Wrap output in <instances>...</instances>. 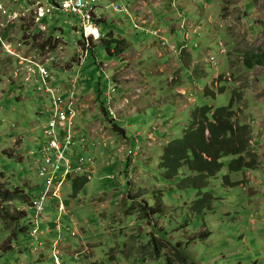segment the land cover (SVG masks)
Instances as JSON below:
<instances>
[{
	"label": "rangeland",
	"instance_id": "rangeland-1",
	"mask_svg": "<svg viewBox=\"0 0 264 264\" xmlns=\"http://www.w3.org/2000/svg\"><path fill=\"white\" fill-rule=\"evenodd\" d=\"M1 1L5 6H0V174L3 175L0 176V185L5 191L20 188L30 199H37L44 192L45 183L38 177V167L34 163L35 157L40 161L39 151L46 144L43 126L50 113L48 111L39 115L36 107L39 104V94L36 90L29 91L26 90L27 87L20 90L18 85L3 87L9 79H14L12 69H18V59L8 55L6 51L17 52L21 59L34 57L38 63L48 68L53 77L63 76L62 71L74 63L72 69L75 68L76 71L72 75L77 71L81 74L84 88L88 79L99 78L107 89L103 78L110 80L107 76L108 69L103 73L100 66L104 67L112 58L101 43H93L82 65L76 66L83 53L82 46L78 44L82 39V34L77 33L81 31L78 19L68 14L54 13L47 14L40 22L36 20L41 9L45 11L51 7L52 0H41L40 4L34 5L32 3L37 0ZM116 1H99L97 12L105 20L99 21L97 28L103 36L113 33L125 37L129 32L135 47V32L142 39L147 35L134 32L132 23L124 21L126 15L115 13L109 7L115 4L118 8L128 10L124 6L126 1ZM200 2L209 6V12L216 20L214 28L218 31L217 36L220 34L223 43L227 44L229 62L233 65L231 80L227 82L235 86V80L245 77V74L239 77L236 70H240L239 66L243 65L245 54L256 50L253 46L258 40L261 39V44L264 45V33L261 37H248V25L252 22L248 12L252 9L245 11L244 6H247L249 0ZM135 16L144 18V13L140 12V15L137 13ZM163 21L164 18L159 20ZM239 22H244V26H240ZM117 23H121V28L116 26ZM251 32L256 33L253 29ZM180 34L184 36V33L178 32ZM48 40L52 44L44 47L43 43ZM189 46L190 42L186 44V48ZM211 53L218 60L217 65L211 62L207 65V81L212 82L216 68L222 63L221 59L225 64L220 68V74L227 72L228 63L227 57L219 54L218 45L211 48ZM67 76L70 77L71 74ZM187 82L190 85L191 81L187 79ZM163 83L166 84L167 81ZM243 85L245 84L242 83L239 88L235 86V91H241ZM7 89L11 90V95L16 94V99L8 98ZM109 90L120 94L119 87L114 85ZM20 97L24 101L19 100ZM230 99V92L217 94L215 97L199 96L197 106L216 110L228 105ZM240 100L234 104V108L241 113L240 120L245 121L243 102ZM44 106L51 108L50 99L45 100ZM113 111L119 116L115 122L118 126L111 129L114 136L105 139L102 143L104 146L98 141L89 140L90 143H98L97 154L101 152L106 158L99 161L98 169L107 161L111 170L96 176L94 173L76 196L73 194V181H68L62 189L65 207V212L62 213L65 214L61 217L57 210L59 202L54 199L46 201L42 216L47 220L45 223H38L36 239L31 237L36 228L31 225V219L35 215L32 210L19 202L1 205L0 264H55V251L59 264H182L179 258L183 256L188 259L183 264H264V224L258 223L256 229L251 223L253 219L261 222L258 219L264 215V207L258 205L255 197H247L240 188L225 185L226 176L232 184L243 180V171L241 174H229L232 159H224L223 171L217 179L210 181L209 188L205 191L213 201L203 214L195 215L192 209L197 200L196 192L185 188L182 182L189 175L187 169H182L175 180L169 181L164 177L163 171L154 165L163 148L175 141L173 133H177V140L183 138L181 129L175 127L171 130L172 134L165 133V137L160 139L154 136L153 131V136H147L149 143L145 139L137 141L138 146L131 154L134 145L128 142L122 149L123 145L118 146L116 137L126 119V116L118 113L127 112L122 108ZM184 116L187 118L188 112ZM142 120L138 119L139 124ZM183 120L186 122V119ZM173 125L181 124L179 122ZM142 126H139L140 132H143L140 128ZM138 130L134 131L137 133ZM93 136L98 134L93 133ZM129 136L130 140L132 134ZM88 145V139L74 143V160L85 156L83 151L87 152ZM99 145L103 148H116L104 150ZM80 146L85 147V150H81ZM90 156L94 157L93 154ZM148 156L146 166L142 162ZM139 163L140 170L137 167ZM85 172L86 169L83 173ZM254 174L264 178L262 172L255 171ZM133 208L136 210H131ZM18 223L27 232L16 236Z\"/></svg>",
	"mask_w": 264,
	"mask_h": 264
},
{
	"label": "crops",
	"instance_id": "crops-1",
	"mask_svg": "<svg viewBox=\"0 0 264 264\" xmlns=\"http://www.w3.org/2000/svg\"><path fill=\"white\" fill-rule=\"evenodd\" d=\"M41 0L34 1V3H39ZM116 1V0H115ZM125 7L129 10V16H125L124 21H131L137 13H144V19L150 20L155 28L161 29L164 36L168 40V47L161 48L155 42V39L148 34L146 38L139 37L140 34L135 32L137 38L136 46L130 37V33L127 32L126 36H116L113 33H108L111 35L112 40L122 41L126 51L116 56L115 54L109 55L112 58L105 68L100 66V70L103 73L107 72V76L110 80L103 78V82L107 86V89L102 85V81L98 78L88 79L86 82V88H84L82 83V76L77 71L76 74L72 75L76 70L72 69V65L68 67L65 71H62V75L59 77H53V87L56 88L61 93H67L70 91L71 84L73 81L79 77L77 82L80 87L83 88L80 100V110L81 114L77 120L76 128V140L88 139L89 145L88 150L85 153L86 158L94 159L96 165L90 167L89 170H93L96 176L98 173L103 171H110L111 166L107 164V161L102 164L98 169L97 164L100 160L106 159L104 154L99 152L97 154L98 143H90L91 141H98L103 145L105 139H110L114 136L111 129L113 126L107 124L105 119L104 111L106 110L107 98L111 91L109 88L112 85L119 87L120 94L118 93L111 95L112 100L116 104V108L123 109L126 114L118 113L121 116H126L124 124L120 127V132L117 133L118 146L128 145L131 142L134 145L131 149L132 152L137 146V141L143 139L149 143L147 136H156L157 139L164 138L165 133L168 135L171 133L175 127L176 129H181V138L183 132L187 129L190 124V118L192 111L195 108H201L197 106V99L199 96H204L207 85L212 82H218L219 78L225 76L226 74L233 73V65L230 64L229 49L227 44L223 43L222 39L217 36L216 29L214 28L213 15L209 12V6L206 4H201V0H124ZM122 1V2H124ZM254 0H249L247 6H244L245 11L251 8V12H248L250 21H252L248 26V37H261L264 33V1L259 0L258 2H253ZM117 2V1H116ZM200 2V3H199ZM40 4V3H39ZM5 4L1 1L0 6ZM161 18H164L163 22H159ZM187 19V24L190 29L183 31L180 29L183 19ZM105 19H103L104 21ZM164 23V24H161ZM220 23V22H219ZM222 23H220L221 25ZM240 26H244V22H239ZM117 27L121 28V23L116 24ZM132 26V24H131ZM199 26L198 29H195ZM231 27V26H230ZM253 29V32H251ZM178 32L189 34L190 46L186 51L179 54L178 49L182 46V41L184 36L182 34L178 35ZM214 34V35H213ZM255 34V35H254ZM218 37L220 39H218ZM221 41L226 48L228 70L227 72L220 74V68L225 64L224 60L221 59L222 63L216 68V73L214 74L211 81L208 78L207 65L208 56L212 55L211 48ZM189 42L187 44H189ZM195 44L198 47H195ZM264 46L261 44V39L258 40L253 46L252 51L259 50V54L264 53ZM176 48V51L172 49ZM193 48V49H192ZM262 51H261V50ZM17 54V52H15ZM18 55V54H17ZM76 66H81L78 62ZM240 70H236V73L240 75L245 74V77L235 80V86L240 87L242 83L245 86L241 87L240 93H242L243 98V117L245 122L251 127L252 141L251 146L253 151L258 155L259 165L252 170L243 171L242 181H237L236 188H240L247 197L253 198L259 206L264 207V178L254 174L255 171L262 172L264 176V65L255 66L252 69H246L243 65L239 66ZM12 69L15 73H19L18 79H9L4 88H10V86L25 89L22 83V78L25 72H20L21 67L18 62V69ZM130 70V72H128ZM65 73L71 74L70 77L65 75ZM188 75V77L186 76ZM67 76V77H66ZM126 79V80H125ZM187 79L191 81L188 85ZM167 81L164 84V81ZM200 83V84H198ZM227 84V85H226ZM235 86L229 85L228 83L221 84V87H225L224 92H230V96L235 89ZM38 82L31 90L37 89ZM30 89H26L31 91ZM229 90V91H227ZM8 98L16 99V94L11 95V90L7 89ZM4 93V92H3ZM4 97V95H3ZM39 104L36 106L39 115L45 113L49 108L44 106L45 98L37 96ZM19 100L24 101V98L20 97ZM27 100V99H26ZM186 103L192 106H185ZM186 107V108H185ZM44 111V112H43ZM188 112L187 118L184 116ZM45 115V114H44ZM241 117V113L239 114ZM143 117V120L142 118ZM48 118V115L46 116ZM138 119L142 122L139 124ZM179 119V120H178ZM183 119H186L184 122ZM159 122V123H158ZM181 125L174 126L173 124ZM153 123L154 125H150ZM158 123V124H157ZM143 132H140L139 126ZM157 124V125H156ZM117 125V124H116ZM118 126V125H117ZM152 128L150 131L147 129ZM157 127V129H156ZM138 130L137 133L134 130ZM98 134V136H93ZM132 134L129 140V134ZM136 133V134H134ZM173 133V132H172ZM171 133V134H172ZM134 138V142L132 138ZM172 137L177 140V133H173ZM102 149L107 150L108 147ZM104 146V145H103ZM123 147V146H122ZM41 150V149H40ZM91 154L94 157L90 156ZM40 161L35 157V165L39 168L43 164V157L39 151ZM79 155V154H78ZM147 157V155H146ZM160 156L155 159V166L159 164ZM148 158L142 163L148 166ZM139 163L137 165L140 170ZM146 168L147 167H142ZM142 170V169H141ZM123 171V170H122ZM142 174L146 176L147 174L142 170ZM241 174V173H240ZM232 181V180H231ZM253 201H250V203ZM45 220H47L45 218ZM261 222H257V219L251 220L254 228L258 229V223L264 224V215L260 217ZM257 230H255L256 232Z\"/></svg>",
	"mask_w": 264,
	"mask_h": 264
},
{
	"label": "built area",
	"instance_id": "built-area-1",
	"mask_svg": "<svg viewBox=\"0 0 264 264\" xmlns=\"http://www.w3.org/2000/svg\"><path fill=\"white\" fill-rule=\"evenodd\" d=\"M99 1L100 0H54L50 8H47L45 11L41 9V13L38 12L36 20L40 22L47 14L53 15L54 13H64L77 18L81 29V31H77V33L82 34L81 45L85 48V51L80 55L82 63L87 57V51L91 49V44L99 43L106 37L101 35L99 28H97L98 22L103 20V17L98 15L97 12L98 5L100 4ZM109 7L112 8L115 13L129 16V12L126 8H118L115 4H111ZM131 23L135 31L151 35L161 48L168 47L167 38L164 36L161 29L154 27L150 20H146L141 16H135ZM180 29L183 31L190 29L186 19H183ZM195 29L199 31L200 28L198 26ZM189 39V34L186 32L182 41V46L178 49L179 54L187 50L186 44L189 42ZM217 45L219 47V54L225 55L227 53L225 45L222 42H219ZM195 47H198V45L195 44ZM172 49L176 51L175 47H172ZM6 53L20 61V72H25L22 78L24 84L31 85L32 81H35V83L38 82L36 92L51 101V108L49 110L50 117L44 126L46 144L42 146L40 151L43 157V164L38 169V177L44 181L46 191L37 199L34 198L31 204V210L35 213L33 225L36 227L31 237L36 239L38 223L41 219L44 203L50 198L60 200L61 190L69 179L86 177V179L90 181L94 172L93 170L87 169V167H93L95 160L85 157H78L74 160L73 157L75 155L73 148L74 143L78 144L80 141H84V139L78 142L76 140L77 119L81 114L79 93L82 89L77 83L79 77L73 81L69 92L60 93L52 85L53 80L49 70L38 63L35 58L30 57L21 59L16 53L8 51H6ZM208 62L217 65L218 60L214 55H209ZM105 67L106 66L103 68ZM14 77L18 79L19 73H15ZM229 78L230 75L227 74L225 79L229 80ZM215 85V83H210L207 85V88L212 89ZM110 93L113 95L115 91L112 90ZM111 95L107 98L108 119L111 121H118L119 116L117 117L113 111L117 109L116 104L113 102ZM80 148L81 150H85L83 146H80ZM78 154H80V152H78ZM84 169H86L87 172L83 173ZM58 210L62 213L63 207L60 205ZM54 258L55 264H59L56 251L54 253Z\"/></svg>",
	"mask_w": 264,
	"mask_h": 264
},
{
	"label": "trees",
	"instance_id": "trees-1",
	"mask_svg": "<svg viewBox=\"0 0 264 264\" xmlns=\"http://www.w3.org/2000/svg\"><path fill=\"white\" fill-rule=\"evenodd\" d=\"M111 38L109 34L101 41L107 53L116 56L123 54L126 51L124 43ZM50 43L49 40L45 41L43 46H48ZM243 65L246 69L264 65V53L259 54V50H257L245 54ZM218 83L228 82L220 77ZM224 89V87H219L215 92L208 88L205 95L206 97H215L217 94L223 93ZM240 92L233 91L229 104L216 110L209 107L194 109L183 138L170 142L162 150L158 168L163 171L167 180H175L182 169H187L189 175L182 182L185 188L196 192L197 200L192 209L195 215L203 214L213 201L205 191L209 188L210 181L217 179L223 171L224 159H232L228 168L229 174H239L242 171L255 169L259 165L258 155L253 151L250 143L251 127L245 121L240 120V116H238L240 112L234 108V104L240 102L243 97ZM0 176L3 175L0 174ZM87 182L86 177L73 180L74 196L82 190ZM224 183L229 187L236 186V184L230 183L228 176L224 178ZM13 202H19L29 208L31 199L20 188L5 191L0 185V210L2 209L1 205ZM131 210H136V208ZM155 214L153 213V215ZM2 216L0 211V218ZM16 231V236L21 232H27L19 223L16 226ZM179 262L187 263L188 259L183 256L179 258Z\"/></svg>",
	"mask_w": 264,
	"mask_h": 264
},
{
	"label": "clouds",
	"instance_id": "clouds-1",
	"mask_svg": "<svg viewBox=\"0 0 264 264\" xmlns=\"http://www.w3.org/2000/svg\"><path fill=\"white\" fill-rule=\"evenodd\" d=\"M53 1H54V0H53ZM53 1H52V3H53ZM185 19H186V18H185ZM186 21H187V19H186ZM108 35H109V34H108ZM106 36H107V35H106ZM105 38H106V37H105ZM105 38H104V39H105ZM102 40H103V39H102ZM102 40H101V41H102ZM101 41H100L99 43H101ZM219 42H221V41H219ZM219 42H217L215 45H217ZM78 44L81 45V44H82L81 41H80ZM81 46H82V45H81ZM82 49H83L82 51L84 52V51H85L84 46H82ZM87 53H88V51H87ZM225 55H227V53H226ZM28 58H30V57H28ZM31 58H34V57H31ZM16 59H17V58H16ZM18 62H19V61H18ZM78 62L82 65V63H83L84 61L81 63V58H78ZM47 69H48V68H47ZM226 75H227V74H226ZM226 75H225V76H226ZM229 75H230V74H229ZM225 76H222L223 80H227V81L231 80V75H230L229 80H228V79H225ZM51 77H52V80H53V76H52V75H51ZM22 83H23V86H24L25 88L27 87V89H30V88L34 87V85L36 84L35 81H32L31 85H26V84H24L23 80H22ZM212 83H215V84H216V85L211 89L212 91H215V92H216V90H217L219 87H221V84H222V83L219 84L218 82H212ZM52 85H53V82H52ZM216 86H217V89H215ZM55 89H56V88H55ZM81 89H82V90H81V92L79 93V106H80L81 93H82V91H83V88L81 87ZM207 89H208V88H206V90H207ZM34 90H36V89L34 88ZM60 93H61V92H60ZM109 95H110V94H109ZM39 96H41V95L39 94ZM41 97H43V96H41ZM43 98H45V97H43ZM45 99H47V98H45ZM187 105L192 106V105L186 103L185 106H187ZM107 108H108V105L106 104V108H105L106 110L104 111L105 119H106L107 123L110 124L111 127L113 126V128H114L115 125H116V124H115L116 121H111V120L108 119ZM185 108H186V107H185ZM195 109H197V108H195ZM49 110H50V109H48L47 111H45V113L48 112ZM43 112H44V111H43ZM49 117H50V115H48V118H49ZM47 120H48V119H47ZM77 120H78V119H77ZM46 123H47V121H46ZM45 125H46V124H45ZM45 125H44V126H45ZM44 126H43V127H44ZM76 128H77V127H76ZM112 132H113V131H112ZM77 142H78V141H77ZM124 146H125V145H123V147H124ZM137 146H138V144H137ZM137 146H136V147H137ZM123 147H122V149H123ZM40 151H41V150H40ZM40 153H41V152H40ZM131 153H133V152H131ZM41 156H42V155H41ZM85 158H86V157H85ZM93 166H94V165H93ZM39 168H40V167H39ZM39 168H38V169H39ZM78 178H79V177H78ZM70 180L73 181V180H75V179H69L68 181H70ZM66 184H67V183H66ZM62 189H63V188H62ZM45 191H46V185H45V190H44V192H45ZM44 192H43V193H44ZM33 199H34V198H32V199H31V202H30V207H29L30 210H31V204H32ZM50 199H53V198H50ZM50 199H49V200H50ZM54 200H56V199H54ZM47 201H48V200H47ZM57 201L59 202V204H58V206H57V210H58V207L61 205V206L63 207V212H65V210H64L65 207H64V204H63V200H62V190H61V194H60V200H57ZM44 204H45V203H44ZM42 209H43V207H42ZM42 212H43V211H42ZM58 212H59V210H58ZM64 214H65V213H60V212H59L60 217H61L62 215H64ZM34 216H35V215H34ZM40 221H41V222L43 221L44 223L46 222L45 218H43V216H42V213H41V219H40ZM31 225H33V219H31ZM74 235H75V234H74Z\"/></svg>",
	"mask_w": 264,
	"mask_h": 264
},
{
	"label": "bare ground",
	"instance_id": "bare-ground-1",
	"mask_svg": "<svg viewBox=\"0 0 264 264\" xmlns=\"http://www.w3.org/2000/svg\"><path fill=\"white\" fill-rule=\"evenodd\" d=\"M240 113H238V116H239Z\"/></svg>",
	"mask_w": 264,
	"mask_h": 264
}]
</instances>
